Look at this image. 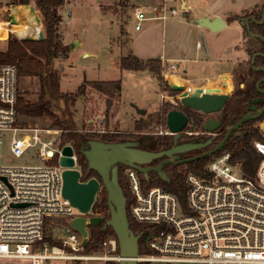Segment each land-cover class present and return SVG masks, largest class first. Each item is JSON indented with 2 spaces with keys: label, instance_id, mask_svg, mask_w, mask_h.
Wrapping results in <instances>:
<instances>
[{
  "label": "built area",
  "instance_id": "1",
  "mask_svg": "<svg viewBox=\"0 0 264 264\" xmlns=\"http://www.w3.org/2000/svg\"><path fill=\"white\" fill-rule=\"evenodd\" d=\"M172 1L135 7V28L140 30L146 20H164L178 14ZM180 2L182 4V0ZM24 6L30 8V4L0 6V22L3 23L0 27L5 26L10 37L22 36L12 9ZM6 16L10 17V22L5 21ZM35 16H38L37 11ZM40 31L38 28V36ZM0 39H5L4 29L0 30ZM197 45L202 47L204 42L199 41ZM163 63L165 74L179 66L166 60ZM18 96L16 65L0 61V154L2 134L9 132L11 150L16 156L35 150L44 162L0 164V257L28 258L31 264H50L53 259L118 260L115 237L103 243L110 254H114L110 257L83 252L82 236L69 224L80 212L62 192L65 167L59 160L67 144L61 143V130L57 127L22 126L16 108ZM193 132L186 130L188 134ZM253 144L261 156L253 178L244 174L239 161H232L231 152L225 151L209 161L207 174L193 171L186 174V205L173 191L145 185L141 172L126 165L123 174L132 195V217L140 223L159 225L148 242L154 253H140L138 262L264 264V140L256 139ZM72 157L78 168L75 150ZM58 217L66 218L67 232L61 240L62 246L41 244L49 221Z\"/></svg>",
  "mask_w": 264,
  "mask_h": 264
},
{
  "label": "rangeland",
  "instance_id": "2",
  "mask_svg": "<svg viewBox=\"0 0 264 264\" xmlns=\"http://www.w3.org/2000/svg\"><path fill=\"white\" fill-rule=\"evenodd\" d=\"M12 0H0L2 5L9 4ZM154 0H66L60 9L62 20L59 24L61 36L70 45L67 57L57 58L53 66L60 71V84L63 91H75L85 79L89 80H112L121 79L122 88L118 96L114 98V105L107 110L106 96L95 89L87 87L86 92L79 96L74 105L75 121L80 130L94 131L97 134L104 132L134 131L135 120L141 117L154 115L163 105L170 103L172 108L179 109L180 93L169 88V75H179L182 80L176 78L172 80L178 84H184L185 88L195 90L196 88L206 89L219 86V79L216 76L211 78H197L201 72L197 70L199 57L214 59L216 55H226L228 50V70L238 64L237 59L247 57L241 48L243 37L247 34L243 31L238 22L233 21L228 27L212 32L206 27L196 25L185 16V11L181 10L180 0H174L171 4L176 5L178 14L168 19H150L143 21L142 28H135L136 19L133 15L135 7L146 8ZM191 4L186 13L208 12L209 9H217L222 15H228L229 20H233L235 15L247 13H258L264 8V0H187ZM33 5L37 15L41 18L37 21L36 31L33 34V23L15 16L14 21L19 22L17 28L26 34L15 36L22 39L26 37L37 38V30L40 28L44 32L45 26L43 16L34 0ZM15 12L22 14L23 7H14ZM228 10V11H227ZM70 12V13H69ZM6 21V20H5ZM3 30V26L0 30ZM24 29V30H23ZM2 32V31H1ZM63 38V37H62ZM77 41L74 43V41ZM205 43V47H198L197 42ZM8 40L0 39V52L7 49ZM239 50L236 51L235 49ZM208 51V54L205 53ZM233 50V51H232ZM134 53L142 59L161 57L170 63L178 64V68L170 74L163 66L159 74L148 70L122 69L119 59L123 55ZM214 53V55H212ZM160 55V56H159ZM197 62H190L186 58L195 57ZM213 56V58H212ZM180 57V58H178ZM182 58V59H181ZM210 62V61H209ZM52 63V59H51ZM206 75H216L217 63L202 65ZM187 69V73L182 70ZM238 74L234 81L232 78L228 82L235 85ZM195 77V78H193ZM42 81L40 76L19 77V93L30 101H37L40 97ZM137 108L145 109L143 115ZM168 112V111H167ZM167 115V113H166ZM20 124L27 127L54 128L52 121L47 116L28 117L20 114ZM264 135V119L255 122ZM168 128L166 120L141 132V138L129 139L139 141V147L151 150L155 141L165 133ZM173 136V135H171ZM178 139V143L188 141H199L205 143L203 135L198 138L185 134ZM186 136V137H185ZM12 135L3 132L0 154V164L2 165H25L44 163L35 153V150H28L21 156H16L11 150ZM174 141V136H173ZM173 144V143H172ZM208 146V145H207ZM207 146H200L191 149L201 150ZM203 151V150H202ZM189 152V151H188ZM209 163V162H208ZM208 165V164H207ZM187 164H181L180 168H186ZM170 167L164 168L169 173ZM152 187V186H150ZM92 212V211H91ZM90 215V213L88 214ZM67 230L64 220L51 219L47 225L46 233L54 239L62 240ZM87 254H103L108 257V248H103L97 252H85ZM111 258L105 259H53L50 264H108ZM0 264H31L30 259L23 257L9 258L0 257ZM165 264V263H148ZM174 264H196V263H174Z\"/></svg>",
  "mask_w": 264,
  "mask_h": 264
},
{
  "label": "trees",
  "instance_id": "3",
  "mask_svg": "<svg viewBox=\"0 0 264 264\" xmlns=\"http://www.w3.org/2000/svg\"><path fill=\"white\" fill-rule=\"evenodd\" d=\"M32 0H12L9 4H30ZM38 9L43 16L45 26V36L43 39L36 38H22L17 39L10 37L8 39L7 49L0 52V61L9 62L16 65L19 77H34L40 76L42 81V88L40 97L37 101H30L19 93L16 108L22 115L33 116H47L51 119L52 125L61 130V143L71 144L78 158V166L82 170V180H88L92 177H98L99 174L89 169L88 162L83 154V147H85L89 140L99 139L106 142H118L129 139L141 138L140 134L145 129H148L166 120V113L173 106L167 103L162 106L160 110L154 115L148 117H141L135 121L134 131L122 132H104L97 134L94 131L80 130L75 121L74 105L77 98L86 92L87 87L95 89L96 91L106 96L107 110L114 105V98L119 95L122 88V80H89L85 79L75 91H63L60 86V73L52 65L51 59L57 57H66L70 50V45L65 43L60 32L59 24L62 20L60 13L61 7L64 6L66 0H34ZM2 3H0V6ZM263 14V11L259 12ZM238 15L233 16L235 18ZM255 30L260 31L264 35V22L261 25L256 24ZM36 31V26L34 32ZM119 65L122 69L129 70H148L152 73L159 74L162 69V59L152 57L142 59L134 53L123 55L119 59ZM170 88V86H168ZM178 92V91H177ZM242 97L241 89H237L231 98L232 101ZM250 97V96H248ZM231 106V101L228 107ZM264 115L259 118L263 120ZM254 120H247L243 124V133L238 135H231L226 144L212 155L201 157L188 161L186 168H180L181 164H166L164 168L169 169V180L163 179L158 172L151 171L149 179L142 175V180L147 186H162L167 190L173 191L177 194L183 205L187 204V183L185 181L188 172H196L199 174H207L206 166L208 162L217 155L225 151L232 154V161H239L241 163L244 174L248 177H254L257 167L261 160V156L254 147V140H264V135L259 126L255 125ZM172 134H165L159 136L155 141L151 150L160 151L170 148L173 144ZM220 138V137H219ZM214 145V144H213ZM213 145H208L201 150H192L182 153L181 157H192L200 154L204 150L211 148ZM203 150V151H202ZM166 157H159L154 159L152 165H157ZM126 167L124 164L119 166V182L127 198V214L131 228L135 233L140 234L139 241L140 253L151 254L154 251L149 247V240L158 230L159 225L140 223L134 220L131 215L132 195L128 183L124 177L123 170ZM90 215H102L104 221L97 226L89 225V239L83 252H97L103 248V243L110 237L117 236L112 227L104 228L105 221L110 217V210L108 205L107 190L102 185L98 191L95 202L92 205ZM59 220H66V218L58 217ZM118 242V239H117ZM41 244L47 243L49 246H62V241L54 239L51 235H45L44 239L40 241ZM119 243L117 246V253H119ZM108 264H118V260H110ZM138 264H147L146 262H138Z\"/></svg>",
  "mask_w": 264,
  "mask_h": 264
},
{
  "label": "water",
  "instance_id": "4",
  "mask_svg": "<svg viewBox=\"0 0 264 264\" xmlns=\"http://www.w3.org/2000/svg\"><path fill=\"white\" fill-rule=\"evenodd\" d=\"M181 7L187 15L186 11L188 9L185 0H182ZM30 9L36 14L33 5L30 6ZM5 20L10 22V17L6 16ZM37 21H40L39 16H37ZM191 21L210 29L212 32H218L227 26V21L220 15L214 17L209 15L200 16L191 19ZM3 28L4 38L8 40L10 38L9 30L5 26ZM248 28L250 29V27ZM43 38L44 32L40 31L37 39ZM226 79H228V75L222 74L219 77L220 87L204 90L196 88L192 92L186 90L184 84H178L172 80L169 81V85L172 89L180 91V101L183 105L205 113H211L221 110L233 91V85L227 83ZM137 110L143 115L146 113L145 109L137 108ZM263 111L264 108L255 115L248 113L234 121L228 132L216 145L192 157L182 158L181 154L196 147L207 146L211 142L188 141L178 143V139L182 137L190 120L188 115L178 108L170 109L166 115V126L169 133L174 136L173 145L168 149L160 151L146 150L139 147V141L133 140L118 142H106L99 139L89 140L88 145L83 147L82 151L87 159L89 169L95 170L99 174V178L92 177L85 181L81 179L82 172L76 167L75 160L72 157L74 147L70 144L65 145L62 149L63 156L59 160V163L65 167L63 170L62 192L71 205L75 206L80 212L79 215L70 220L69 224L82 236L83 246L88 243L89 225L97 226L104 221L102 215H88L91 213L96 195L103 185L107 190L110 210V217L105 221L104 228L112 227L117 236L120 249L118 264H138L141 235L135 233L130 226L127 214V198L119 182V165L124 164L138 169L146 179H149L151 171H156L163 179L169 180L167 172L164 171L166 164H184L214 154L226 144L234 130L241 127L249 119H258ZM219 125L220 121L208 119L203 128L206 131L213 132ZM235 135H238V133ZM159 157L166 158L157 165H152L154 159Z\"/></svg>",
  "mask_w": 264,
  "mask_h": 264
},
{
  "label": "flooded vegetation",
  "instance_id": "5",
  "mask_svg": "<svg viewBox=\"0 0 264 264\" xmlns=\"http://www.w3.org/2000/svg\"><path fill=\"white\" fill-rule=\"evenodd\" d=\"M226 21L227 26L233 21L238 22L243 31L247 34L245 37H243L242 41L244 42L241 43L240 48V50H242L247 57H244L243 59H237L238 64H236L234 68L223 73L228 75V80L232 78L233 81L237 74L239 75L235 85H233V91L230 93L224 107L219 111L205 113L201 110L187 107L183 105L181 101L179 103V109L186 113L190 118L186 126V130L194 131L193 133L188 134L185 130L184 133L192 135L190 137L196 138H198L199 135H203L201 137H203L204 140L211 142L208 145H216L228 132V129L234 121H237L248 113L255 115L259 112V110L264 108V35L262 32L255 30L257 26L256 24H263L264 16L263 14H259V12H251L236 16L233 20H229L227 17ZM248 27H250V29ZM235 50L238 51L239 49L236 48ZM227 62L228 64L231 63L230 60H227ZM216 87H220V84L214 88ZM185 89L189 90L190 92L194 91L188 88ZM237 89H241L242 97L232 101L231 98L233 93ZM230 101L231 106L228 107V103ZM263 115L264 111L260 114L258 119L249 120L258 121ZM208 119L220 121L219 127L213 132L206 131L203 128L204 123ZM236 133H243V125L234 130L232 135ZM182 137H184L183 134ZM78 168L81 170L80 167Z\"/></svg>",
  "mask_w": 264,
  "mask_h": 264
},
{
  "label": "crops",
  "instance_id": "6",
  "mask_svg": "<svg viewBox=\"0 0 264 264\" xmlns=\"http://www.w3.org/2000/svg\"><path fill=\"white\" fill-rule=\"evenodd\" d=\"M159 1H161V0H154L150 5H152V4H154V3H156V2H159ZM185 3H186V6H187V8L189 9V8H191V4H189L188 3V1L187 0H185ZM150 5H148V6H150ZM181 6H182V4H181ZM23 9H24V11L25 12H23L22 14L20 13V11H18V12H14V11H12V14H13V16H14V18H15V16H17L18 17V19H23V20H26V21H30V22H32L34 25H33V31H32V33H30V34H33L34 33V28H35V26L37 27V23H36V16H35V13L30 9V8H27V7H23ZM228 11V10H227ZM230 14V12L229 13H227L225 16L224 15H222L221 13H220V11L219 10H217V9H209V11L208 12H206V13H204V12H201V13H198V12H190V10H189V12L187 13V15H185V16H188V18H189V20H191V19H193V18H197V17H200V16H205V15H209V16H211V17H214V16H216V15H220V16H222L225 20H227V17H228V15ZM196 23V22H195ZM196 25H198V24H196ZM199 26V25H198ZM202 27V26H201ZM204 27V26H203ZM226 27H228V26H226ZM63 37V40H64V42L65 43H67V41L65 40V36L63 35L62 36ZM37 39V38H36ZM75 42H77L76 40L74 41V43ZM199 42V41H198ZM198 42H197V44H198ZM68 44V43H67ZM198 46V45H197ZM204 47H205V43H204ZM206 48V47H205ZM205 53L206 54H208V51L207 50H205ZM69 54V53H68ZM212 55H214V53H212ZM68 56V55H67ZM66 56V57H67ZM160 56V55H159ZM140 57V56H139ZM57 58H61V57H57ZM57 58H52V65H53V62L57 59ZM141 58V57H140ZM158 58H161V57H158ZM178 58H180V57H178ZM212 58H213V56H212ZM162 60H166L167 61V59H163V58H161ZM182 59V58H181ZM188 61H190V62H197V55L195 56V57H189V58H186ZM199 59H200V61H199V66H198V68H197V70L199 71V72H201V75H199V77H193V78H195V79H197V78H211V77H213V76H216L218 79H219V77H220V75H222L223 73H225V72H227L228 71V62H227V60H228V50H227V53H226V55H216V57H214V59H210V58H208L207 57V55H205V57H199ZM210 61V62H209ZM213 63H217L220 67H218V68H216V75H206L205 73H204V71H205V68H203V66L202 65H206V64H213ZM178 65V64H177ZM56 68V67H55ZM57 70H58V68H56ZM59 71V70H58ZM183 71V73L185 72V73H187L188 72V70L187 69H184V70H182ZM59 73H60V71H59ZM176 78H178V79H180V81L182 80V78L179 76V75H174L173 77H172V79L171 80H176ZM226 81H227V83H228V79H226ZM60 86H61V84H60ZM137 120V119H136ZM135 120V121H136Z\"/></svg>",
  "mask_w": 264,
  "mask_h": 264
},
{
  "label": "bare ground",
  "instance_id": "7",
  "mask_svg": "<svg viewBox=\"0 0 264 264\" xmlns=\"http://www.w3.org/2000/svg\"><path fill=\"white\" fill-rule=\"evenodd\" d=\"M21 8H22V7H21ZM12 11H14V10H12ZM14 12H15V11H14ZM0 23H2V22H0ZM2 24H3V23H2ZM21 35L24 36V35H26V34L21 33ZM174 75H175V74H170V75H169L170 80L172 79V77H173Z\"/></svg>",
  "mask_w": 264,
  "mask_h": 264
}]
</instances>
